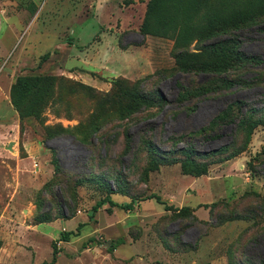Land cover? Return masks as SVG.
I'll use <instances>...</instances> for the list:
<instances>
[{"label":"rangeland","instance_id":"374dc122","mask_svg":"<svg viewBox=\"0 0 264 264\" xmlns=\"http://www.w3.org/2000/svg\"><path fill=\"white\" fill-rule=\"evenodd\" d=\"M147 2L0 0V264L48 263L54 242L55 264H264V212L256 211L264 208V125L238 157L208 158L199 178L181 172L172 161L179 154L162 152L183 147L181 135L199 137L190 134L237 100L262 120L264 15L236 33L256 64L221 74L234 81L230 88L217 77L176 72L173 40L139 33ZM39 75L53 79L43 87L40 120L20 121L11 87ZM197 82L219 90L191 112L176 102L178 85ZM137 83L168 103L128 116ZM232 128L222 139L197 143V151L228 143ZM147 138L157 144L158 159L141 144ZM251 192L259 205L254 195L244 198ZM150 194L164 205L144 200ZM107 196L122 205L134 200L133 210L105 205L92 214ZM212 203L219 205L213 221ZM191 215L209 224L199 226Z\"/></svg>","mask_w":264,"mask_h":264},{"label":"trees","instance_id":"16d2710c","mask_svg":"<svg viewBox=\"0 0 264 264\" xmlns=\"http://www.w3.org/2000/svg\"><path fill=\"white\" fill-rule=\"evenodd\" d=\"M262 15H264V0H148L139 33L143 36L173 40L174 47L178 49L173 56L175 60L174 68L181 76L202 75L209 76V78L217 77L222 85L233 88L235 86L234 81L227 80L220 77V75L226 73L230 67L241 70L249 65L256 64L255 57L242 52L241 42L237 38L238 35L236 33L243 28L252 26L257 18ZM194 42L197 43L196 53H189L187 48ZM228 46H231V48H227ZM52 83L53 79L48 76H23L17 78L11 87L10 100L13 108L18 113L20 121L25 118L40 120V102L46 92L43 87L50 88ZM139 83L134 86V92L128 95L132 104L126 109L128 116L168 103L162 93L157 92L155 96L149 95L144 92L143 88H140ZM208 84L205 82L179 84L180 95L176 102L185 103L184 107L187 110L195 111L197 102L207 99V97L214 95L219 90ZM243 84H246V81ZM195 99H197L196 102H194ZM253 114L254 111H248L243 101L237 100L232 105L221 110L205 126L190 134V136L198 135L199 137L190 138L189 136L181 135L179 139L181 138L180 142L184 144L183 147L175 151L170 148L162 152L165 157L176 153L180 155V157L172 159V161L180 164L181 172L184 175L193 178L204 176L207 174L208 166L211 164L207 161L208 158L226 153L225 157L221 159L222 162H226L245 152L253 131L258 126L264 125L262 121L264 116L262 120H256L253 119ZM231 125L233 127L231 130L232 136L228 143L208 152L197 151V143L201 144L222 139L226 136L223 135V131ZM238 130L243 131L241 140L237 138ZM175 141L176 139L174 138L168 139L170 143ZM141 144L145 146L153 158H157L156 152L159 149L151 138L144 139ZM52 153L54 156L53 165L56 174H59L61 170L60 162L56 151H52ZM165 157H159V159L165 161ZM251 173H253V170H251ZM84 182L86 180L79 181V183ZM105 189L111 194L116 193L109 185ZM250 195L256 196V203L259 205L261 199L258 194L253 192L246 193L244 198ZM144 200H155L157 203L164 205L155 194H150ZM133 204L134 200L125 205L118 204L107 196L91 208V213L95 214L105 205L131 212ZM217 207H219L217 203L210 205L209 217L212 221L215 219L214 209ZM222 207L225 208L224 205ZM168 208L165 206V210H169ZM180 210L191 211L188 207H183ZM260 210V207H256V211L264 212V208ZM191 217L199 226L209 224L196 220L192 215ZM42 222L38 221V223ZM66 239V234H63L60 240L66 241ZM116 247L117 243H112L109 248L114 250ZM57 256L58 249L54 242L50 262L42 264H55Z\"/></svg>","mask_w":264,"mask_h":264},{"label":"water","instance_id":"95a60500","mask_svg":"<svg viewBox=\"0 0 264 264\" xmlns=\"http://www.w3.org/2000/svg\"><path fill=\"white\" fill-rule=\"evenodd\" d=\"M13 142H11V143H9V145H8V147H7V149L9 150V151H12V146H13Z\"/></svg>","mask_w":264,"mask_h":264}]
</instances>
